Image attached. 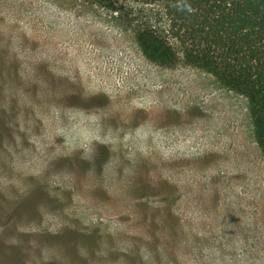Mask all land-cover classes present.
<instances>
[{
  "label": "rangeland",
  "instance_id": "rangeland-1",
  "mask_svg": "<svg viewBox=\"0 0 264 264\" xmlns=\"http://www.w3.org/2000/svg\"><path fill=\"white\" fill-rule=\"evenodd\" d=\"M153 10L0 0V264H264L246 100L150 63Z\"/></svg>",
  "mask_w": 264,
  "mask_h": 264
},
{
  "label": "trees",
  "instance_id": "trees-1",
  "mask_svg": "<svg viewBox=\"0 0 264 264\" xmlns=\"http://www.w3.org/2000/svg\"><path fill=\"white\" fill-rule=\"evenodd\" d=\"M109 10H153L134 28L143 56L160 67L182 64L210 76L247 103L254 143L264 156V0H80Z\"/></svg>",
  "mask_w": 264,
  "mask_h": 264
}]
</instances>
